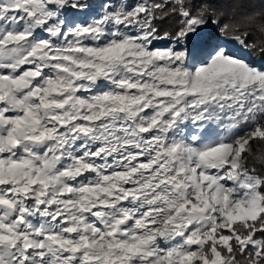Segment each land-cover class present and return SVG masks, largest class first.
<instances>
[{
	"label": "snow or ice",
	"instance_id": "1",
	"mask_svg": "<svg viewBox=\"0 0 264 264\" xmlns=\"http://www.w3.org/2000/svg\"><path fill=\"white\" fill-rule=\"evenodd\" d=\"M256 141L264 0H0V264H264Z\"/></svg>",
	"mask_w": 264,
	"mask_h": 264
},
{
	"label": "trees",
	"instance_id": "2",
	"mask_svg": "<svg viewBox=\"0 0 264 264\" xmlns=\"http://www.w3.org/2000/svg\"><path fill=\"white\" fill-rule=\"evenodd\" d=\"M260 34L257 33L253 39L254 40H259ZM252 150H253V154L258 158L262 155H264V142H260V141H256L252 143Z\"/></svg>",
	"mask_w": 264,
	"mask_h": 264
}]
</instances>
